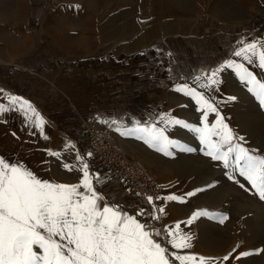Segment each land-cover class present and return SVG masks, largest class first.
Here are the masks:
<instances>
[{
	"label": "rangeland",
	"instance_id": "obj_1",
	"mask_svg": "<svg viewBox=\"0 0 264 264\" xmlns=\"http://www.w3.org/2000/svg\"><path fill=\"white\" fill-rule=\"evenodd\" d=\"M25 2L0 1V17L7 19L0 25V31L8 35L5 40L9 44L19 38L32 42L37 35L35 42L60 64L81 61L89 52L116 55L137 50L150 42L152 33L191 29L213 32L210 29L214 25L236 28L243 23L242 36L235 39L230 50L224 51L222 64L229 60L243 64L264 83V69L258 64V58L254 57L249 63L234 55L242 46L241 41L251 43L264 35V30H260L264 0H58V4L47 0L45 8L40 6L41 0ZM37 11L42 13L39 30L32 21ZM111 40L114 43L107 45ZM205 74L193 77L186 85L202 92L217 107L219 116L224 118L234 136L243 137V140H234L233 144H241L253 155L264 156V103L249 90L252 85L240 79L236 68H225L219 72L220 82L205 88L202 85L209 83ZM176 89L167 94L166 113L194 127H204L203 112L207 109L202 110L195 99ZM229 97L235 99L229 100ZM216 120L217 113L209 112L208 126H215ZM167 127L166 135L179 146L170 149L171 155L159 151L148 158L154 160L153 168L163 174L164 197L184 198V202L163 199L159 204L164 208L161 219L165 228L185 222L180 224V229L190 238L191 247L177 250L168 243L166 247L181 255L214 258V264H264V199L238 172H232L231 167L225 168L221 161L205 154L208 149L200 139V133L181 126ZM41 130L36 117L29 120L19 111L0 115V156L9 162H22L42 180L77 184L78 176L68 173L59 158L53 159L54 156L45 150ZM212 139L219 141L220 137L213 136ZM129 145L136 151H144L134 141ZM171 172L168 180L173 185L167 189L165 179ZM189 192H195V195L188 196ZM131 198L147 203L137 194H132ZM198 210H207L214 215L200 216L191 224L186 223ZM223 216L227 219L221 223ZM243 252L251 254L241 256ZM170 259L173 264H181L172 257Z\"/></svg>",
	"mask_w": 264,
	"mask_h": 264
},
{
	"label": "snow or ice",
	"instance_id": "obj_2",
	"mask_svg": "<svg viewBox=\"0 0 264 264\" xmlns=\"http://www.w3.org/2000/svg\"><path fill=\"white\" fill-rule=\"evenodd\" d=\"M241 44L234 55L243 57L249 63L256 57L264 68V42L245 44L241 41ZM225 68H236L240 79L252 85L249 90L264 103V83L258 81L243 64L232 60L212 70L210 74H205L209 83L202 87L217 85L220 82L219 72ZM195 79L199 80L200 77ZM176 90L195 99L202 110L207 109L203 112L204 127H194L166 113L160 117V122L166 127L158 128L155 123L141 126L137 122L134 129H127L122 134L143 133L145 135L140 138L145 139L146 143L165 155H171L170 149L179 145L166 135L167 126L190 128L200 133V139L208 149L206 155L221 161L225 168L231 167L232 172H238L264 199V156L253 155L241 144H233L234 140H243V137L234 136L224 123V118L219 116L217 107L202 92L186 84L178 86ZM8 99L10 106L0 104V115L19 111L29 120L36 117L37 126L43 128V117L39 116L30 101L11 94ZM234 99L235 97H229V100ZM209 112L217 113L213 127H209L207 123ZM213 136L220 137V140H213ZM224 146H227L226 150ZM69 147L74 149L75 145L69 144ZM49 155L57 158L62 156L57 152H49ZM87 155L91 156V153ZM76 162L61 165L69 172L81 173L79 183L65 184L42 180L22 162H9L0 156V264H173L170 257L181 264H214V258L211 257L170 252L153 238L154 235H161L159 229H151L138 220L137 216L123 212L119 206L109 205L105 197L97 192L96 185L102 183L101 178L99 174L90 172L83 156L77 154ZM236 182L239 183L238 180ZM187 195L193 196L195 192ZM156 199L184 202L183 197L176 195ZM147 202L153 205V211H149L147 215L156 220L161 219L164 208L158 209V215L153 197H147ZM145 214L144 209L137 213L139 216ZM210 215L214 214L198 210L186 223L191 224L200 216ZM226 219L223 216L220 222L223 223ZM181 223L185 222H178L174 228H166L163 233L167 243L177 250L191 247L188 242L190 238L180 229ZM250 254L243 252L240 255Z\"/></svg>",
	"mask_w": 264,
	"mask_h": 264
},
{
	"label": "crops",
	"instance_id": "obj_3",
	"mask_svg": "<svg viewBox=\"0 0 264 264\" xmlns=\"http://www.w3.org/2000/svg\"><path fill=\"white\" fill-rule=\"evenodd\" d=\"M20 1L21 4L26 3L25 0ZM6 21L0 17V25ZM41 25L35 29L39 30ZM243 26V23L236 28L214 25L210 29L213 32L191 29L158 35L152 33L150 42L137 50L116 55L89 52L81 61H63L61 64L40 43L35 42L37 35L32 42L19 38L9 44L5 40L8 35L0 31V89L3 90L0 91V104H10L9 94L30 101L45 122L41 130L45 150L61 153V165L75 164L77 154L83 156L90 172L99 174L101 178L102 183L96 185L97 192L105 197L109 205L119 206L123 212L137 216L151 229H159L161 235H154L153 238L166 247L163 220L147 215L153 211V205L134 201L131 195L136 193L127 194L124 191V179L109 176L96 161L81 119L94 116L99 122L109 124L130 155L149 159L151 153L159 151L140 138L145 134L122 133L134 129L137 122L141 126L155 123L158 128L164 127L160 117L166 113L169 91L220 66L225 59L224 51L230 50L235 39L242 36ZM261 41L264 42V35L260 36ZM133 141L144 151L131 148L129 143ZM69 144L75 145V148H70ZM68 173L78 176L79 183L80 172ZM171 176L172 172L165 179L167 189L173 185L168 180ZM163 193L162 190V197ZM144 199L147 201V198ZM161 202V199L153 201L157 214ZM141 209L145 210L144 216L137 215Z\"/></svg>",
	"mask_w": 264,
	"mask_h": 264
},
{
	"label": "built area",
	"instance_id": "obj_4",
	"mask_svg": "<svg viewBox=\"0 0 264 264\" xmlns=\"http://www.w3.org/2000/svg\"><path fill=\"white\" fill-rule=\"evenodd\" d=\"M40 6L47 7V0H41ZM264 28V14L260 17ZM35 26L42 21V13L32 16ZM81 126L90 139L91 152L96 161L104 167L109 176L124 179V191L136 193L140 197H162L161 179L137 156L130 155L118 140L109 124L99 122L94 116H84Z\"/></svg>",
	"mask_w": 264,
	"mask_h": 264
},
{
	"label": "bare ground",
	"instance_id": "obj_5",
	"mask_svg": "<svg viewBox=\"0 0 264 264\" xmlns=\"http://www.w3.org/2000/svg\"><path fill=\"white\" fill-rule=\"evenodd\" d=\"M55 2H56V4H58V0H54ZM136 39H138V38H136ZM260 40V37L257 39V40H254V41H259ZM261 42H263V41H261ZM111 43H114L113 42V40H111L110 42H108V43H106L107 45H110ZM114 46V45H113ZM257 62H258V64H259V60L257 59ZM260 65V64H259ZM264 69V68H263ZM118 138V137H117ZM118 140H119V138H118ZM120 142H121V140H119ZM121 144L123 145V147H124V149L125 150H127L128 151V148L121 142ZM129 152V151H128ZM158 153V152H157ZM160 153V152H159ZM162 154V153H161ZM153 156V155H152ZM154 157V156H153ZM159 157H161V156H159ZM157 158V159H160V158ZM165 157V156H164ZM138 158H140L146 165H147V167L148 168H150V169H152L157 175H158V177L161 179V181H163V174H161L160 172H157L154 168H153V166L151 165L152 163H154L153 161L154 160H152V159H147V158H145V157H143V156H140V157H138ZM162 158V157H161ZM161 161V160H160ZM164 163V162H163Z\"/></svg>",
	"mask_w": 264,
	"mask_h": 264
}]
</instances>
